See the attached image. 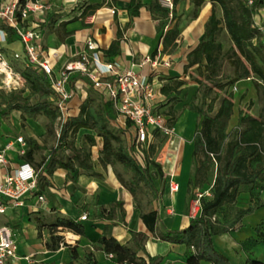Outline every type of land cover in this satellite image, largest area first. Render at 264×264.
Wrapping results in <instances>:
<instances>
[{"label": "crops", "instance_id": "0c3cea01", "mask_svg": "<svg viewBox=\"0 0 264 264\" xmlns=\"http://www.w3.org/2000/svg\"><path fill=\"white\" fill-rule=\"evenodd\" d=\"M12 1L0 0V4ZM29 1L36 3L37 9L29 10L25 23L38 27L43 51L49 57L56 73L65 63L86 50V41L92 38L97 42L103 56L119 62L120 70L131 68L148 75L155 82L157 90L163 95L159 109L175 127V132L169 136L155 133L152 144L157 138L165 137L158 157L154 158V154L150 156L160 164L162 174L159 176H163V180L151 182L153 193L149 189L151 193L135 201L131 187L120 182L113 164L103 165L99 161L102 138L97 136L94 130L80 128L76 134L77 146L81 145L78 144L81 138L84 141L86 133L96 135V144L90 147L93 169L77 166L73 173L75 178L71 179L67 177V169L62 166L56 167L53 173L49 174L45 170L46 162L37 165L42 158L48 160L54 150H56L54 154L60 157L74 155L67 145H60L57 140L59 129L57 123L60 122L58 119L55 132H48L49 118L43 113L26 115L23 119L22 112L17 109L5 114L0 112V152L5 149L6 159L5 163H0V179L17 165L27 161L24 157L28 147L26 141L33 138L41 147L34 151V163H30L40 169L37 194L44 196V200H38L37 195H31L27 197L24 206L9 207L5 213H0V225L8 224L17 242V255L8 264H70L71 249L74 246L79 253L77 259L83 264L87 251L93 252L97 264H116L98 242L102 236H112L121 243L129 244L139 256L147 261L152 260L154 264H188L186 256L192 248L184 243L162 239L160 235L166 229L188 226L193 210L191 196H194L193 193L195 194L197 189L203 191L200 187H195L191 195L188 192L189 180L193 178L195 172L192 153L195 128L199 120L197 113L188 103L194 98L199 87L196 80L199 63L189 65L188 54L201 41L205 23L213 8L218 18L223 17L222 8L220 5H213L211 0H204L198 7L194 0H179L173 14V6L170 8L166 1L156 0L159 5L170 10L169 23L161 30L159 23L163 16L159 12L153 14L149 7L153 0H142L143 5L137 15H131L129 12L131 0ZM195 11L197 16L193 17ZM253 19L254 23L264 25V18L261 16H254ZM220 25L222 26V23ZM6 26L8 25L0 18V30L4 33V38L0 39V49L12 66L11 57L18 62L19 68L16 70L20 71V68L24 67V62L22 59L14 58L13 54L23 53V44L16 32L12 36L7 34ZM173 27L179 30V36L175 40L174 49L165 52L162 35ZM114 43H117V52L114 55L107 54V50ZM147 57L151 58V61L146 60ZM155 59H158L157 65L152 64ZM164 60L168 61L169 65L163 64ZM205 61L202 59L201 64ZM69 87L73 91V97L69 102L70 116L66 121L80 113L82 103L87 98L98 108H104L107 103L84 76L74 74ZM4 92L22 93L26 96L30 92V83L26 89L20 91L4 89ZM49 100L51 101V96ZM1 107H5V104ZM240 109L234 103L229 125L232 121L237 124ZM173 110L179 115L177 118L174 117ZM113 126L126 133L123 118L118 117L110 106L108 127ZM18 136L24 138L25 145L16 141ZM8 144L11 146L7 148ZM173 182L179 184L177 190L171 189ZM142 183L144 182L139 184ZM249 187L247 184L240 186L241 191L229 212L226 211L228 207L218 212L220 219L231 217L236 207L249 206L251 202ZM205 194L207 197L212 196L210 191ZM260 203L263 204L253 213L243 216L233 229L213 237L216 249L226 255L231 264H244L248 257L264 260V250L262 251L264 240L255 241L257 238L255 227L264 220V189L260 190ZM150 210H156L160 218L155 232L147 228L140 216L142 212ZM84 214L87 217L82 219L81 216ZM58 217L82 223L84 235L63 230L59 226L55 234L62 235L63 239L65 236L66 244L61 243L57 249H50L46 243L51 242V226ZM133 221L135 224L131 225ZM258 247H261L260 254L255 255ZM200 264L211 262L201 260Z\"/></svg>", "mask_w": 264, "mask_h": 264}, {"label": "trees", "instance_id": "16d2710c", "mask_svg": "<svg viewBox=\"0 0 264 264\" xmlns=\"http://www.w3.org/2000/svg\"><path fill=\"white\" fill-rule=\"evenodd\" d=\"M26 1L20 0V4L24 5ZM178 1L172 0L173 14ZM194 2L198 7L204 0H194ZM211 2L213 5H220L223 19L217 17L213 8L212 14L205 23V32L201 41L188 54L189 65L199 63V74L196 79L199 87L194 97L201 92L202 102L208 100L205 108L202 105L191 107L197 113L199 120L195 128L192 153L195 172L193 178L189 180L188 192L191 195L195 187H200L204 191H210L212 196L207 197L206 194H203L200 197V214L192 217L188 226L180 229H166L160 235L162 239L174 243H184L192 248L186 256L188 264H200L201 260L209 261L211 264H231L230 259L216 249L213 237L230 231L240 223L243 216L253 213L263 204L260 203V190L264 189V42L261 30L253 26L254 14L262 0H254L250 6L247 5L246 0H239L236 6L231 5V0H211ZM142 5V0H131L130 14L137 15ZM149 7L153 14L159 12L163 16L159 23V29L164 30L169 23V8L162 7L156 0H153ZM195 16H197L196 11L193 13V17ZM222 21L233 40L234 73L228 84L256 75L258 80H254V85L257 93L262 96L263 103L262 114L259 116L253 115L248 109L241 108L238 114L237 129L233 132L228 130L234 105L232 91H228L221 98L217 110L212 113L215 101L220 96V90L226 86V83H220L215 79L218 66L217 53L222 48L221 43L217 41V35L223 29L220 25ZM5 28L9 36L16 32L13 27L6 26ZM178 36L177 28L167 29L162 35L163 51L171 52L176 45L175 40ZM116 52L117 43H114L106 53L114 55ZM202 59L206 60L204 64H201ZM20 71L30 83V92L23 96L22 93L0 91V112L5 114L12 109H17L22 112L23 119L26 115L34 116L37 113H43L49 118L47 131L55 132V124L60 113L49 100L52 91L45 75L25 64L20 68ZM214 87H217V91L212 95ZM244 95L245 93H243ZM33 96H38L34 103L31 102ZM2 104H5V107L2 108ZM110 106L106 103L104 108H98L87 98L82 103L80 113L64 122L60 135L57 136L59 144L67 145L74 155L64 158L54 154L56 152L54 150L48 160L42 158L37 165L46 162L45 170L49 174H52L56 167L62 166L67 169V177L74 179L73 173L77 166L93 169L90 147L96 144L97 135L102 138L99 161L103 165L121 163L124 169H130L133 172L137 183L144 182L152 188L149 165L156 167V171L162 174L160 164L152 159L148 152L145 155L146 164L144 167L131 156L127 142L125 144L121 135L108 127ZM80 128L94 130L96 135L86 133L83 143L77 146L76 134ZM26 143L28 147L24 157L27 161L34 163V151L41 146L33 138H28ZM213 169L215 175L211 178L210 173ZM117 177L124 184V180L118 173ZM245 184L250 185L251 202L249 206L247 208L236 207L231 217L220 219L218 217L220 209L228 207L229 210L241 191L240 186ZM207 186L208 188H206ZM131 192H134L133 188H131ZM227 209L226 211L229 212ZM140 216L147 228L155 232L156 224L160 219L157 211L142 212ZM263 223L264 220L255 227V232L260 234L256 241L264 240V232L260 230ZM59 226L63 230L84 235L82 223L70 218L58 217L51 226V242L46 243L50 249H57L61 243L66 244L62 235L55 234ZM98 242L103 245L107 254H114L116 264H154L152 260L147 261L144 257L139 256L129 244L121 243L115 237L102 236ZM71 254L70 264H78L75 261L79 257L76 246L71 249ZM84 256V264H97L93 252L87 251ZM244 264H264V260L248 257Z\"/></svg>", "mask_w": 264, "mask_h": 264}, {"label": "built area", "instance_id": "2783aa9c", "mask_svg": "<svg viewBox=\"0 0 264 264\" xmlns=\"http://www.w3.org/2000/svg\"><path fill=\"white\" fill-rule=\"evenodd\" d=\"M164 1L170 8L173 6L171 0ZM253 2L254 0H246L249 6ZM35 9H37V4L29 0L24 5L20 4V0H13L0 4V18L6 25L16 30L23 44L24 52H15L14 58L22 59L25 65L41 71L51 87V101L60 113L57 118L61 122L57 131L58 136L62 124L70 116L69 102L73 97V91L69 83L74 74H79L86 77L91 86L111 105L117 116L123 118L129 152L143 165L142 158H145V151L152 144L155 133L169 136L175 132V127L169 123L167 116L159 109L163 95L157 90L155 82L148 75L131 68L120 70L119 62L103 56L97 42L92 38L87 39L86 50L75 59L65 63L56 73L49 57L43 51L38 27L25 23L29 10ZM254 16L264 18V0ZM253 26L261 30L264 42V25L254 23ZM2 38H4V33L0 30V39ZM146 60L151 61V58L147 57ZM157 63L158 59L152 61L153 65ZM163 64L169 65V62L164 60ZM0 74L3 76L0 88L7 91H20L26 89L29 84L21 72L8 61L1 49ZM16 141L25 145L22 136H18ZM10 146L8 144L7 148ZM4 150L0 152V163L6 162ZM22 152L24 153V150ZM39 176V168L29 161H23L0 179V213H5L9 207L24 206L27 197L31 195H37L38 200H44L42 194H37ZM178 187L177 182L171 184L172 190H177ZM206 192L208 190L197 189L195 191L192 217L200 214V197ZM86 217V214L81 216L82 219ZM16 255L17 242L13 230L8 224H2L0 225V264H8ZM108 256L112 259L115 257L112 253Z\"/></svg>", "mask_w": 264, "mask_h": 264}, {"label": "rangeland", "instance_id": "374dc122", "mask_svg": "<svg viewBox=\"0 0 264 264\" xmlns=\"http://www.w3.org/2000/svg\"><path fill=\"white\" fill-rule=\"evenodd\" d=\"M238 2H239V0H231V5L236 6L238 4ZM221 19H223V17ZM222 27H223V29L217 35V41L219 43H221L222 48H221V51L219 53H217L218 66H217V73H216L215 79L220 81V83H226V86L224 89L220 90V96L215 101L214 110L212 113H214L216 111V109L220 103L221 98L228 91H232L234 94L233 99H234V103H235L236 107L248 109L253 115L259 116L260 114H262L263 103H262V96L257 93L256 87L254 85V80H258L256 75H253V76L247 77V78H243L241 80L236 81L233 84H230V83L228 84L230 78L232 77V75L234 73V65L232 62V59L234 58V55L232 54L233 40L231 39L227 29L225 28L224 21H222ZM11 59L13 62V67L15 69H18L19 68L18 62L15 59H13L12 57H11ZM2 77L3 76L0 75V85L2 82L1 81ZM209 83L212 84V82H209ZM216 89H217V87L213 88L212 95L214 94L215 91H217ZM0 90L4 91L3 88H0ZM243 93H245L244 96H243ZM201 96H202V93L200 92L188 103L191 106L202 105L205 108L208 100H206L205 102H202ZM36 98H37L36 96H35V98H32L31 102H35ZM174 111L175 110H173L174 117L177 118L179 115L177 114V112L175 113ZM60 125H61V123L58 122L57 127H60ZM109 128H111L115 133L120 134L121 137L124 139L125 144H126V142H127V134L126 133H124L121 129H119L115 126L109 127ZM236 129H237V124L234 123L233 121L230 122L229 131L233 132ZM164 139H165V137H160V138H157L153 142L152 146L149 148V151H148L150 156H153V154H154V158L158 157V153L162 148V142L164 141ZM82 142H83V138H81L79 140L78 144L80 145V144H82ZM142 164H143L142 165L143 167L146 164L144 157L142 158ZM112 166H113L115 172L118 173L120 175V177L124 180V184L126 186H130L131 188L134 189L133 194H134L135 201H137L139 199L141 200L144 196H147L148 193H151V192L153 193V190L150 187H148L147 184L137 183V181L134 179L133 172L130 169H124L121 163H114ZM214 173L215 172L213 169L212 172L210 173L211 178L213 177ZM149 175H150V182H152V183L154 182V180H156V181L157 180H160V181L163 180V176H159V173L156 171V169L153 165H149ZM149 189L151 190V192L148 191ZM193 198H194V196H191V200ZM190 202L191 201H189V203ZM133 224H135L134 221L131 225H133ZM261 229H262V231L264 230V223L262 224ZM257 236L260 237L259 232L257 233ZM64 239H65V236H64ZM255 241H256V239H255ZM260 249H261V247L260 248L258 247V250H256L255 255L260 254L259 253ZM263 250H264V246L262 245V251ZM75 261L78 264H83L78 259H76Z\"/></svg>", "mask_w": 264, "mask_h": 264}]
</instances>
